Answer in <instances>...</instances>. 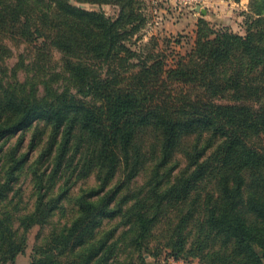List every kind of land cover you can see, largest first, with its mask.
Listing matches in <instances>:
<instances>
[{
	"label": "trees",
	"instance_id": "trees-1",
	"mask_svg": "<svg viewBox=\"0 0 264 264\" xmlns=\"http://www.w3.org/2000/svg\"><path fill=\"white\" fill-rule=\"evenodd\" d=\"M114 1L0 0V264H264V0L172 64Z\"/></svg>",
	"mask_w": 264,
	"mask_h": 264
},
{
	"label": "rangeland",
	"instance_id": "rangeland-1",
	"mask_svg": "<svg viewBox=\"0 0 264 264\" xmlns=\"http://www.w3.org/2000/svg\"><path fill=\"white\" fill-rule=\"evenodd\" d=\"M69 1L86 9H100L111 17L118 16L122 8L120 2L114 0ZM250 1L135 0L134 5L137 12L141 13L142 19L137 30L128 34L124 33V40L139 52L162 51L166 55L165 62L172 64L179 53H184L191 47L200 18L207 20L213 28H226L243 35L246 34L249 24L264 14L256 13ZM12 47L15 56L8 60L9 64L17 60V53L23 50L24 46L13 45ZM14 139L15 137L12 140ZM93 181L94 178L90 177L86 183ZM37 231V227L29 230L25 251L18 254L15 261L10 264L28 263ZM147 264H197V260L189 257L174 259L162 252L157 257L147 256Z\"/></svg>",
	"mask_w": 264,
	"mask_h": 264
},
{
	"label": "water",
	"instance_id": "water-1",
	"mask_svg": "<svg viewBox=\"0 0 264 264\" xmlns=\"http://www.w3.org/2000/svg\"><path fill=\"white\" fill-rule=\"evenodd\" d=\"M202 12H204V10H202Z\"/></svg>",
	"mask_w": 264,
	"mask_h": 264
}]
</instances>
